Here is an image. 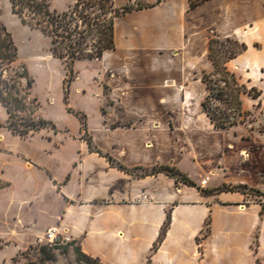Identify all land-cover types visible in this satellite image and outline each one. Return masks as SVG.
Here are the masks:
<instances>
[{"label": "crops", "instance_id": "obj_1", "mask_svg": "<svg viewBox=\"0 0 264 264\" xmlns=\"http://www.w3.org/2000/svg\"><path fill=\"white\" fill-rule=\"evenodd\" d=\"M123 1L121 7L135 0ZM215 38L247 46L227 70L252 74L263 87L264 0H161L117 18L115 48L96 61L122 111L102 112V126L84 130L102 154L85 138L52 154L47 142L46 155L72 148L60 170L28 153L6 154L0 203L9 191L16 200L8 203L0 240L18 247L58 227L104 264H264V203L215 191H264L263 137L235 138L203 110L209 91L202 77L215 70ZM243 107H252L245 98ZM157 166L176 167L196 186L164 173L143 175Z\"/></svg>", "mask_w": 264, "mask_h": 264}, {"label": "rangeland", "instance_id": "obj_2", "mask_svg": "<svg viewBox=\"0 0 264 264\" xmlns=\"http://www.w3.org/2000/svg\"><path fill=\"white\" fill-rule=\"evenodd\" d=\"M118 1L119 3H116L117 6L121 7L124 1ZM135 2L138 3L137 0ZM140 2L143 5L151 4L148 0H141ZM153 2L156 3L157 0ZM47 3L52 12L63 14L72 9L75 0H47ZM0 21L6 27L8 33L11 34L18 50L16 62L11 65L10 69L2 73L0 83L15 84V88L12 91L10 88L7 91H11L17 96L15 91L18 89L20 91L18 96L25 97L24 103L26 107L24 111L15 113L17 116L14 121L19 124H30L32 120L49 122V125H46L39 132L31 133L26 137L14 135L7 128L9 115L0 102V169H9L7 155L14 153V149L15 151L31 154L45 165L60 170L62 169V164L69 160L73 152L72 148L65 147L56 155H46L44 149L47 142L51 143L49 149L51 154L65 145H78L81 143L82 138H89L88 133H90L91 129L102 126L104 122L102 115L100 117L102 112L109 113L113 108H115L114 111L119 112L122 111V108L113 100L110 89L100 81L101 65L98 61L84 60L75 63L72 72L73 80L70 82L65 62L56 58L51 52L52 44L50 38L45 36L40 30L23 24L21 19L13 14L10 0H0ZM219 40L223 41L224 39ZM215 47L221 49L218 53L221 61L225 59L226 53L229 56L233 49H238L234 43H226L224 47H221V44H217ZM229 73L230 75H224L223 78L229 81L230 88H225V84H217L225 88V94L228 95L230 100L239 92L244 91L253 95L255 93L254 90H257L261 93V96L258 100L256 99L257 101H254L252 96L248 94L241 95L242 101L245 98L248 101V105L252 107L245 110L242 104L244 115L240 118L236 117V120H239L237 125L226 130L227 133L243 141L251 139L253 133L261 135L264 139V86L260 88L255 86L253 83H261V81L255 78L254 80L251 79L252 74L249 76L245 72L242 74L235 72V76V74ZM223 78L220 74H217L210 79L216 87L214 81ZM28 79L33 81L31 91L26 90ZM233 83H237L238 86ZM3 95L4 97L7 96L6 90H4ZM218 106L222 110L225 109L222 104ZM228 112L230 113V110ZM233 113L235 112L233 111L231 114ZM230 120L233 121L234 118ZM84 130L88 132L87 136H85L86 132ZM7 171L8 174L6 175L9 178L16 179V171ZM36 175V179L44 180L41 174ZM0 183L2 185L7 184L1 174ZM2 196L0 226L4 223L3 218L9 209V201L16 200V195L11 191L5 192ZM247 201L264 203V197L249 192ZM41 246L37 244L36 240H32L17 247L15 241L7 240V238L5 240L1 239L0 264H14L15 261L20 263H26L28 260L35 261L39 258V248ZM66 246L68 247L66 253H63L62 250H56L55 261L46 264H78L74 251L76 245L70 244ZM14 253L15 255L11 258Z\"/></svg>", "mask_w": 264, "mask_h": 264}, {"label": "trees", "instance_id": "obj_3", "mask_svg": "<svg viewBox=\"0 0 264 264\" xmlns=\"http://www.w3.org/2000/svg\"><path fill=\"white\" fill-rule=\"evenodd\" d=\"M137 2L138 3L131 1L123 7H117L115 0H75L71 10L63 14H58L50 10L47 0H10L13 14L19 17L23 24L40 30L45 36L50 38L52 44L51 52L56 58L65 62L68 68L67 76L69 75L70 82L73 80L72 72L75 63L84 60H101L105 51L115 48L114 24L117 18L123 17L133 11L154 7L156 4H159L161 0H157L156 4L147 5L141 4L140 0H137ZM192 5L195 6L194 3ZM226 43H234L238 49H233L229 56H227L226 53L225 59L221 61V57L218 55L221 49L216 48L215 45L221 44V47H224ZM246 49L247 46L245 44H241L238 41L233 42V40L229 38L223 41L219 39L211 40V52L209 57L215 66V70L210 74H204L202 77V82L205 83L209 91L202 106L204 112L214 124V127L219 130H228L236 126L239 121L238 119L236 120V117L240 118L244 115L241 95L248 94L252 96L253 99H258L261 96V93L254 89L255 93L253 95L246 91L239 92L232 100L225 94V88H230L229 81L223 78L224 75H230L226 64L229 60L235 58ZM17 56L18 50L12 36L0 21V76H2L5 70L11 68V65L16 62ZM24 70L25 72L27 71L26 68ZM217 74H220L223 79L214 81L215 87L210 78ZM232 76L234 75L232 74ZM217 83L225 84V88H222ZM233 84L238 86L237 83ZM0 86V102L9 115V125L7 128H9L14 135L26 137L31 133L39 132L46 125H49V122L44 120H40L39 122L32 120L30 124L15 123L14 119L17 116L15 113L24 111L26 107L24 103L25 97L18 96L20 93L18 89L15 91L17 96L11 93L12 89L15 88V84L0 83ZM32 87L33 81L28 79L26 90L31 91ZM9 88L11 91H7ZM4 90H6L7 94L5 97L3 95ZM217 104L224 105L225 109L222 110ZM228 110H230V113ZM233 111L235 113L231 114ZM231 118H234V120L231 121ZM83 126H85V124H83ZM85 136H87V133ZM86 140L91 152L102 154L99 151H95L90 137ZM108 159L112 162L110 157H108ZM119 168L129 171L122 165H119ZM143 171V175L164 173L177 178L189 186H196L194 181L182 174L176 167L157 166L151 170ZM2 186L3 185L0 183V189ZM215 191L218 193L242 192L244 194L252 192L257 196L264 197V192L257 189H250L243 185H224ZM167 226H165L162 232L161 240L163 239ZM73 244L75 245V242ZM56 250H62L63 253H66L68 247L41 246L39 248V258L37 260H28L26 263L15 261L14 264H46L48 262H54L56 259ZM74 251L78 264H104L100 259L90 257L83 253L78 246L74 248Z\"/></svg>", "mask_w": 264, "mask_h": 264}, {"label": "built area", "instance_id": "obj_4", "mask_svg": "<svg viewBox=\"0 0 264 264\" xmlns=\"http://www.w3.org/2000/svg\"><path fill=\"white\" fill-rule=\"evenodd\" d=\"M209 182L208 178H205L202 181V186H206ZM37 244L40 245H47L49 247H61L66 246L74 243V240L66 236L63 231L60 230L58 227L50 228L44 233H42L40 236L36 238Z\"/></svg>", "mask_w": 264, "mask_h": 264}]
</instances>
